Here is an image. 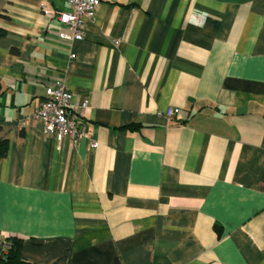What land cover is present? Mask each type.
I'll use <instances>...</instances> for the list:
<instances>
[{
	"label": "crops",
	"instance_id": "0c3cea01",
	"mask_svg": "<svg viewBox=\"0 0 264 264\" xmlns=\"http://www.w3.org/2000/svg\"><path fill=\"white\" fill-rule=\"evenodd\" d=\"M42 3L68 8L0 0V238L28 264H264V0H107L74 41ZM57 78L75 145L29 118Z\"/></svg>",
	"mask_w": 264,
	"mask_h": 264
},
{
	"label": "built area",
	"instance_id": "2783aa9c",
	"mask_svg": "<svg viewBox=\"0 0 264 264\" xmlns=\"http://www.w3.org/2000/svg\"><path fill=\"white\" fill-rule=\"evenodd\" d=\"M107 0H66L67 10L52 13L41 4V10L53 14L63 29L57 36L61 40H80L83 36L87 22H91L95 16L96 7ZM71 57H73L71 55ZM72 96L61 78L55 79L45 87L44 99L34 110L29 118L40 120L43 124V132L46 136L53 137L58 143L67 139L72 145L81 139H86L87 132L83 120L78 113L83 114L86 106L83 104L78 113L71 110ZM179 114L178 108H167L164 112H157L158 116L172 120ZM27 120V118H26ZM23 120L22 123H25ZM92 148L97 146L94 141L90 142ZM11 247V242L0 238V253L6 254Z\"/></svg>",
	"mask_w": 264,
	"mask_h": 264
},
{
	"label": "trees",
	"instance_id": "16d2710c",
	"mask_svg": "<svg viewBox=\"0 0 264 264\" xmlns=\"http://www.w3.org/2000/svg\"><path fill=\"white\" fill-rule=\"evenodd\" d=\"M3 35V30L0 29V37ZM5 141H0V156L5 155ZM11 242V247L6 254L0 253V264H28L23 262L19 255L20 239L16 237L8 238Z\"/></svg>",
	"mask_w": 264,
	"mask_h": 264
}]
</instances>
